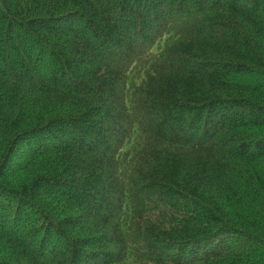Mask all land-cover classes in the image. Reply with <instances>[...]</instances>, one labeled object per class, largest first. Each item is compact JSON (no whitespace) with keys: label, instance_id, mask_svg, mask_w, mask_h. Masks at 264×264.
<instances>
[{"label":"trees","instance_id":"1","mask_svg":"<svg viewBox=\"0 0 264 264\" xmlns=\"http://www.w3.org/2000/svg\"><path fill=\"white\" fill-rule=\"evenodd\" d=\"M0 264H264V0H0Z\"/></svg>","mask_w":264,"mask_h":264},{"label":"rangeland","instance_id":"2","mask_svg":"<svg viewBox=\"0 0 264 264\" xmlns=\"http://www.w3.org/2000/svg\"><path fill=\"white\" fill-rule=\"evenodd\" d=\"M131 77L132 79H134L136 81V83H138V78H137V74H136V71H134L132 74H131Z\"/></svg>","mask_w":264,"mask_h":264}]
</instances>
